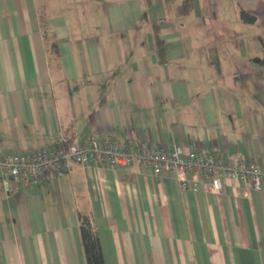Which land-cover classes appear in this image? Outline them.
Segmentation results:
<instances>
[{
  "label": "crops",
  "instance_id": "0c3cea01",
  "mask_svg": "<svg viewBox=\"0 0 264 264\" xmlns=\"http://www.w3.org/2000/svg\"><path fill=\"white\" fill-rule=\"evenodd\" d=\"M183 1L0 0V151L117 136L264 162V0ZM82 215L105 264H264V189L74 162L0 177V264H87Z\"/></svg>",
  "mask_w": 264,
  "mask_h": 264
},
{
  "label": "built area",
  "instance_id": "2783aa9c",
  "mask_svg": "<svg viewBox=\"0 0 264 264\" xmlns=\"http://www.w3.org/2000/svg\"><path fill=\"white\" fill-rule=\"evenodd\" d=\"M74 162L82 166H124L147 170L152 175L174 177L183 190L195 193L204 188L221 193L225 185L244 184L253 190L264 189V162L211 151L185 150L182 146H153L139 140L129 143L117 136L98 139L84 137L64 141L53 150L38 149L23 154L0 151V177L27 178L40 183L47 176H61Z\"/></svg>",
  "mask_w": 264,
  "mask_h": 264
},
{
  "label": "trees",
  "instance_id": "16d2710c",
  "mask_svg": "<svg viewBox=\"0 0 264 264\" xmlns=\"http://www.w3.org/2000/svg\"><path fill=\"white\" fill-rule=\"evenodd\" d=\"M146 1L150 3L152 0H146ZM192 9H193V3L191 0H184L179 5L180 12L184 14L190 13ZM240 19L242 22L245 23H254L257 21V16L249 11L241 10ZM42 31L45 36L50 60H53L57 58L58 55L57 41L53 37V35H51L47 31L45 24L42 25ZM154 37H155V44L158 50V54L160 55V57H163V55L165 54L164 42L159 37L157 31L155 32ZM80 219H81L80 229L83 240L82 242H83L87 264H105L98 235L96 231L93 229L88 216L82 215Z\"/></svg>",
  "mask_w": 264,
  "mask_h": 264
}]
</instances>
